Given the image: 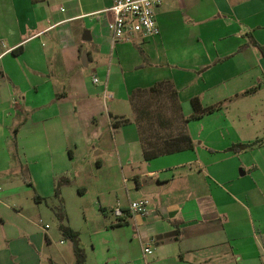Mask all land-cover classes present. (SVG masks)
Returning <instances> with one entry per match:
<instances>
[{
    "label": "crops",
    "instance_id": "0c3cea01",
    "mask_svg": "<svg viewBox=\"0 0 264 264\" xmlns=\"http://www.w3.org/2000/svg\"><path fill=\"white\" fill-rule=\"evenodd\" d=\"M111 3L0 0V176L22 175L0 193V264L75 263L71 240L50 249L51 227L27 213L22 186L34 191L29 208L48 194L61 199L65 163L85 158L93 143L104 147L107 136L120 174L133 182L125 193L109 189L115 203L100 205L114 217L106 230L116 264H264V141L230 149L264 136V0H171L155 10L159 34L131 41L111 39ZM88 70L103 75L90 80L95 88L85 85ZM161 81L176 89L183 116L194 96L203 105L228 101L191 119L197 126L186 122L192 148L145 160L130 97ZM95 163L102 166L98 156ZM47 174L48 193L35 189L31 176L45 175L47 185ZM139 198L149 201L147 214L129 210ZM85 254L83 264H92Z\"/></svg>",
    "mask_w": 264,
    "mask_h": 264
},
{
    "label": "rangeland",
    "instance_id": "374dc122",
    "mask_svg": "<svg viewBox=\"0 0 264 264\" xmlns=\"http://www.w3.org/2000/svg\"><path fill=\"white\" fill-rule=\"evenodd\" d=\"M134 48L135 50L140 49V47L137 45H134ZM100 58H102V56ZM103 58L106 60L109 58V55L105 54ZM172 71H174V69ZM102 76L103 75L100 73V71H86L85 77L88 79L87 83L85 84L86 87L95 88L96 84H92L90 80L93 77H97L98 79L102 80ZM66 79L67 78H64L63 81H66ZM129 81L130 80L128 79V82ZM162 91L163 92L160 94L155 95L150 94L148 91H136L134 94V102L138 104L139 107L149 106L150 110H152L151 120L153 123L156 122V119L153 117L156 110L160 111L165 117H174V115H172L173 112L171 110V102L169 100V96L166 93V89H162ZM193 92L194 90L191 87L182 90L179 99L180 102L183 103V107L185 104L184 101L188 99V95ZM238 100L233 102H240ZM114 101L115 99L111 98L108 100V104L110 105L114 103ZM121 103L125 104L126 111L130 112L131 109L129 107L130 105L128 100H123ZM186 104L189 110V100L186 102ZM197 122L198 120H190L188 124H195V126H197V124H200ZM132 126L133 124L130 127L133 128ZM191 126L193 127L194 125ZM130 127L126 126L127 129ZM154 128H156V126H154ZM106 142V148H104L105 146L103 147V142L100 145L99 143L98 145L93 143L91 146H89L88 155L85 156V158L75 159L70 163H65L63 167V176L57 181L59 184V196L61 199L54 197L53 193L48 194L45 197V201H43L41 204L33 205L32 208H29V199L32 197V193L34 191L31 190L27 185L22 186V194L23 196L25 195L24 198H26V202L24 204L27 208V213L32 209L31 215L34 222L38 223L39 225H44L47 223L51 227L49 232L53 237V241L51 243L50 249H68L71 245L68 236L61 234L60 232L59 225L62 223L78 232L79 247L89 255V261L92 262V264H95L97 259H105L104 262L106 264H116L115 256H117L118 253H115L116 247L114 244L112 243L110 245V233L106 230L109 221L114 220V217L108 208L105 209V213L102 212L100 205L108 206L115 203L116 198L114 197V193L108 194L107 191L109 189L118 188L120 192L122 191L125 193L126 188L131 186L133 187L131 178H129V176L126 174H123V176L120 174L119 166L117 165L118 157L114 152L113 143L111 142L110 136L106 137ZM97 156L102 161V166L100 167L95 163V157ZM18 159L19 158L17 157L16 161ZM21 177V174L13 175L10 171H7V173L0 176V193H7L11 183H21ZM122 177H125L126 180L123 181ZM42 179L43 181L38 182L36 176H31L30 181L33 182L35 189L46 192L48 185L49 188L51 185L50 177L47 174V185L45 175L42 176ZM112 182L113 185H111ZM79 187L85 189L84 194H78L77 189ZM124 196L126 198V194H124ZM12 203L13 205L15 204V202ZM54 206L59 207V214L54 212ZM82 211H84V214ZM104 215H106V218H104ZM61 220L63 222H61ZM118 264H145V261L128 259V261Z\"/></svg>",
    "mask_w": 264,
    "mask_h": 264
},
{
    "label": "trees",
    "instance_id": "16d2710c",
    "mask_svg": "<svg viewBox=\"0 0 264 264\" xmlns=\"http://www.w3.org/2000/svg\"><path fill=\"white\" fill-rule=\"evenodd\" d=\"M162 89H166L171 102V110L174 115L173 118L165 117L160 111L156 110L154 113L153 123L152 110L149 106L139 107L134 102V94L130 97V104L135 113V122L139 132L141 143L142 155L145 160L152 159L162 154L172 153L183 149H190L193 147V141L186 131V122L191 119H198L205 114L214 112L227 104L228 100L218 101L210 105H203L199 97L194 96L190 101L192 111L189 115L183 116L181 106L178 100L177 91L169 81H161L158 84L151 86L147 90L150 94H160ZM256 87L246 89L243 94H250L255 91ZM126 121V120H125ZM119 121H114L113 126H117ZM156 126V128H154ZM264 141V136L256 138L255 140L247 143H236L230 146L231 150L237 151L238 149L253 147L261 145ZM103 211V210H102ZM119 224V223H117ZM60 229L64 235L73 242V250L75 254L74 264H83L86 254L79 247L78 232L71 227L60 225Z\"/></svg>",
    "mask_w": 264,
    "mask_h": 264
},
{
    "label": "built area",
    "instance_id": "2783aa9c",
    "mask_svg": "<svg viewBox=\"0 0 264 264\" xmlns=\"http://www.w3.org/2000/svg\"><path fill=\"white\" fill-rule=\"evenodd\" d=\"M171 0H112L106 9L110 14L107 29L113 41H130L136 35L152 37L159 34V27L155 18L158 6ZM96 82L97 78H93ZM106 96H109V94ZM149 201L139 198L129 202V210L133 213L147 214ZM120 215L119 207L112 210ZM150 252L149 248H144Z\"/></svg>",
    "mask_w": 264,
    "mask_h": 264
}]
</instances>
